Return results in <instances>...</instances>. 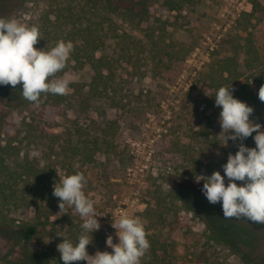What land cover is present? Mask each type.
I'll return each instance as SVG.
<instances>
[{"label": "rangeland", "instance_id": "obj_1", "mask_svg": "<svg viewBox=\"0 0 264 264\" xmlns=\"http://www.w3.org/2000/svg\"><path fill=\"white\" fill-rule=\"evenodd\" d=\"M258 1L263 10L247 18L244 24L253 32L255 44L264 60V0ZM195 2L197 25L168 30L172 43L182 45L183 52L190 51L185 60L162 68L142 60L138 64L141 71L137 73L121 61L117 78L121 88L119 97L130 104L132 112L126 113L87 98V85L93 76L89 65L83 68L72 65L67 72L70 83L77 84L79 91L69 87L70 97L59 108L37 109L33 113L9 108L5 105L8 101L3 102L1 97L4 89L0 85V132H6L0 135V144L16 138L17 142H22L23 150L38 149L43 158H47L54 149L57 183L60 176L78 171L84 173L87 181L84 191L95 201L101 225L92 236L89 233L93 239L88 245L90 255L97 250L112 251L107 247V237L111 235L114 243L119 242L116 229L112 227V216L127 213L142 218L148 235L159 233L168 236L174 231L175 264H243L227 249L208 252L206 257L203 255L205 223L187 212L180 200L173 202L169 198V185L163 176H159L161 171L173 172L178 167L184 158V146L198 141L201 123L210 134V142L201 147L206 155L202 160L201 176L210 177L215 171L224 175L222 166L227 163L230 153L238 151L241 143L227 141V134L220 135L221 108L214 103L213 107L206 108L203 103L195 112L193 102L201 73L207 71L213 59L230 54L232 45L229 42L239 34L235 23L241 17L243 21L244 13H252V0ZM47 8L48 0H10L5 11L11 18L37 25ZM111 120L117 121V132L107 137L110 148L104 146L103 150L96 152L94 162L84 163L79 157L71 158L63 152L61 139L65 134L80 130L84 134L82 140L91 144L102 139V128ZM250 120L260 124L264 130L263 118L251 115ZM242 143L246 146L245 141ZM225 182L227 185L226 176ZM203 184L204 181L200 180L193 187L204 194ZM237 184L239 186L242 182L237 181ZM159 201L160 206L157 205ZM58 205L59 200L48 222L45 216L38 221L33 208L13 215L18 226L23 222L40 224L37 238L27 247L20 242L22 229L10 231L0 228V264H56L51 256L54 252L59 253L57 245L62 242V236L70 239L71 231L81 234L83 223L73 208H68L64 214L60 213ZM157 209L159 212L156 213ZM170 220L175 221V230L168 226L166 221Z\"/></svg>", "mask_w": 264, "mask_h": 264}, {"label": "trees", "instance_id": "obj_2", "mask_svg": "<svg viewBox=\"0 0 264 264\" xmlns=\"http://www.w3.org/2000/svg\"><path fill=\"white\" fill-rule=\"evenodd\" d=\"M9 1L0 0V17L11 18L5 11ZM195 5V0H48V8L37 24L40 40L35 47L50 49L60 39L72 41L74 50L68 65L57 75L64 76L73 66L83 68L89 65L93 76L87 85V98L129 113L133 111L130 104L119 97L121 88L117 78L121 61L137 73L141 71L138 64L142 60L150 61L156 68L185 60L190 51L183 52L182 45L172 43L168 30L196 26ZM252 6V13H244L243 21L241 17L235 23L239 34L229 42L232 45L230 54L213 59L207 71L201 73L193 102L195 112L203 103L206 108L213 107L216 92L224 86L232 87L235 98L254 108L252 116L264 119V102L258 97L259 88L264 84V60L255 44L253 32L244 24L247 18L263 8L258 0H252ZM77 86L74 83L69 85L79 91ZM1 87L4 89L1 93L3 102L8 101L6 106L28 113L37 109L59 108L70 97L69 93L41 94L39 103H36L23 97L22 84L15 88L11 85ZM207 119L210 121V117ZM200 125L202 131L198 141L184 146V158L178 167L173 172L159 173L169 185V198L173 202L180 200L187 212L205 223V257L208 252L227 249L243 264H264V224L252 223L246 218H223L222 204L209 203L206 196L193 187L199 183L196 177L199 179L201 176L202 160L206 157L201 147L210 142L208 130L202 123ZM102 129V139L92 141V145L82 140L84 134L80 130L68 132L61 139L63 152L71 158L79 157L84 163L94 162L96 152L103 150L104 146L110 148L107 137L116 134L118 123L116 120L107 121ZM5 133L2 131L0 135ZM255 135L253 133L244 140L247 147L256 146ZM56 138L59 139L58 136ZM75 139L78 141L75 142ZM21 145L22 142H17L16 138L0 144V228L10 231L22 229L20 242L27 247L37 238L40 224L23 222L18 226L13 215L33 208L38 221L43 216L47 222L50 220L58 203V198L53 196L57 178L53 157L56 154L51 149L49 156L43 158L38 149L23 150ZM157 205H161L160 201ZM166 222L171 230H175V221ZM173 234L148 235L151 247L141 259V264H175ZM79 235V232H69L73 243L77 242ZM51 258L56 264H64L60 253L54 252ZM74 264H86V261Z\"/></svg>", "mask_w": 264, "mask_h": 264}, {"label": "clouds", "instance_id": "obj_3", "mask_svg": "<svg viewBox=\"0 0 264 264\" xmlns=\"http://www.w3.org/2000/svg\"><path fill=\"white\" fill-rule=\"evenodd\" d=\"M40 40L38 25H29L16 18L0 17V85L15 88L22 84V95L30 101L39 103L41 94L67 95L70 80L67 74L58 76L67 67L74 50L72 41L60 39L50 49H37ZM233 89L220 87L215 94V105L221 108L219 122L220 135L225 139L241 141L238 151L229 154L224 164V175L215 171L210 177H196L204 181L203 193L211 204H222L223 218H246L252 223L264 224V130L260 124L253 123L250 116L254 108L233 95ZM264 102V84L258 91ZM253 133L255 147L249 148L242 141ZM225 176L228 179L226 185ZM237 181L242 182L238 186ZM86 177L78 171L59 177L53 185V196L59 200L60 213L67 214L73 208L83 223L77 242L63 237L57 245L60 259L64 264L86 261V264H141V259L149 251L151 244L141 217L127 213L113 215L112 227L116 229L118 243L109 235L106 240L109 251L97 250L94 255L88 252L93 242L89 233L101 227L95 201L84 191ZM67 206V207H66Z\"/></svg>", "mask_w": 264, "mask_h": 264}]
</instances>
